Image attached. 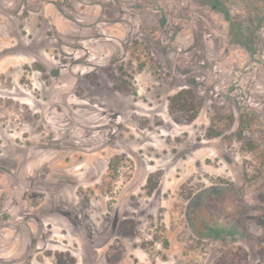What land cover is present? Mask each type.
<instances>
[{"label":"rangeland","instance_id":"rangeland-1","mask_svg":"<svg viewBox=\"0 0 264 264\" xmlns=\"http://www.w3.org/2000/svg\"><path fill=\"white\" fill-rule=\"evenodd\" d=\"M194 7L203 20L189 23L161 8L144 14L131 34L124 32L121 0H0V172L22 163L16 145L58 151L72 118L84 143L66 142L77 155L64 156L62 165L75 159L76 172L103 166L111 177L96 185L100 195L86 186L87 177L80 183L63 173L57 197L46 202L48 186L31 178L20 181L26 190L11 205L0 196L4 219L16 207L17 215L47 230L37 261L169 264L177 261L170 250L191 232L195 246L211 252L210 264H264V35L251 19H233L227 0H195ZM86 8L99 15L85 20ZM20 35L37 41L12 43ZM124 55L129 66L138 62V84L151 79L146 68L164 69L171 78L166 114L135 99L143 87L129 102L127 73L118 62ZM183 90L191 93L190 108L200 102L195 115L179 109L191 113L185 120L171 114V98ZM239 127L248 130L249 143L234 138ZM137 152L153 170L138 191L119 192L117 185L131 179L132 170L121 175L122 169L129 162L139 167ZM53 160H45L47 171Z\"/></svg>","mask_w":264,"mask_h":264},{"label":"clouds","instance_id":"clouds-1","mask_svg":"<svg viewBox=\"0 0 264 264\" xmlns=\"http://www.w3.org/2000/svg\"><path fill=\"white\" fill-rule=\"evenodd\" d=\"M195 0H121V6L124 8V32L135 34L139 29V24L143 18V15L148 12H158L161 8H166L173 14L179 15L183 19H188L191 23L196 19L203 20L204 17L196 11ZM139 5V7H136ZM228 13L233 18H241L246 22L251 19V27L254 28L258 34L264 35V23H260L264 20V0H227ZM99 15V9L94 13L90 12L87 8L85 9L84 19L88 20L89 16ZM190 18V19H189ZM207 27V23L205 24ZM33 41H37V37L33 35L32 39L28 36L20 35L18 41H13L12 43H22L23 45H31ZM7 46V45H5ZM264 60V57H261ZM128 57L123 56L122 62L124 63L125 72L127 73L126 79H128V100L131 103L133 94L136 93L139 88L143 87V92L135 99L147 100L149 104L152 105L154 113L155 112H165L169 106V88L171 85V78L165 74L164 69H154L146 68L145 71L151 77L147 83L141 85L137 82V77L141 75L139 68L137 67L138 62H133L130 66L127 63ZM119 75V73H117ZM123 97L119 95L114 96L115 100H120ZM143 107V105H141ZM70 109L66 108L63 113L64 117H67V113ZM82 114V113H81ZM166 114V112H165ZM172 116L178 119L185 120L191 113H186L182 110L176 109L175 107L171 110ZM72 118L67 119V128L62 127L61 136L67 131L69 134L63 136L60 141V148L58 151H50L47 154L43 152H37L35 145H33V150L28 152L23 144L16 145L18 149L23 150L22 154L17 157L22 163L18 165L17 168H10L6 172H0V196L6 198V207L11 205L13 198L19 199V193L26 190L23 184L20 183L21 180H27L31 178L29 183H35L37 185H47L48 192L46 193L43 202H46L49 197L56 198L57 191L55 188L56 180L60 178L63 173H72L73 175L69 179L79 178L80 183H85V177H87V185L92 188V191L96 195H100V191L97 189L96 185L101 184V182H109L111 177L107 175V169L97 168L96 166L85 165L82 172L75 171V159L70 165H62L63 157L67 155H72L73 158L77 155L75 151H69L66 142L79 143L81 146L84 143L83 136L75 131V126L71 123ZM80 124L84 121L80 120ZM168 124L171 123L169 119ZM22 131H29L27 127H24ZM14 135H20L19 132H15ZM46 132L40 134L41 137L46 136ZM79 136L80 139L77 141L76 137ZM35 140L36 138L33 137ZM91 139V137L89 138ZM42 143L48 144L49 141H41ZM147 149V145H144ZM123 151V149H119ZM5 153H0L4 155ZM39 157H43L40 159ZM52 157H56V160L52 161L49 167H52V171H47L43 165L45 160H52ZM137 162H139V167H135L132 162L128 163L126 169H122L121 175L125 171H131V179H127L125 183L123 180L120 182L123 184V188L119 189V192H131L133 189L139 190V186L143 185L145 177L148 171L153 169H145L144 165L147 164L149 157H141L140 153H136ZM26 165V166H25ZM159 166V164H157ZM80 184H77L79 187ZM131 186V187H130ZM36 191H43L41 187H36ZM119 192L116 199H119ZM72 196L75 198V203H79L81 197H75V189L72 191ZM106 198L101 197V202ZM24 203L21 202V207ZM11 216L9 219H4V212L0 211V264H44V261H37L36 256H42L43 248L46 246L44 241L40 240V236L46 229L40 228L35 220L29 219L24 220L23 216L17 215L19 208L12 207L7 209ZM34 211V210H33ZM24 215H27L25 213ZM94 219V218H93ZM97 227L99 223L97 222ZM191 236V239L189 237ZM35 238L39 241L38 244H33L32 240ZM198 239L193 233L188 232L184 234L183 242L172 251V254L176 255L179 264H210L209 257L211 252L209 249L204 248L201 244L200 248L195 246V241ZM74 238H69V243H73ZM85 247H87V242H84ZM61 247H66V245L61 244ZM158 247V246H157ZM40 248L41 251H37ZM204 250L201 251L200 249ZM163 251V250H161ZM177 261L169 260V264H177Z\"/></svg>","mask_w":264,"mask_h":264},{"label":"trees","instance_id":"trees-1","mask_svg":"<svg viewBox=\"0 0 264 264\" xmlns=\"http://www.w3.org/2000/svg\"><path fill=\"white\" fill-rule=\"evenodd\" d=\"M191 93L188 91H180L178 94H176V96L171 98V107H175L176 109H183V110H188L190 111L191 109L194 111L195 115L197 113V110L194 109L195 105H200V102H198V100H195V104L194 106H192L193 108H190L191 105L188 103V96ZM190 105V106H189ZM190 108V109H189ZM188 119V118H187ZM214 133V132H213ZM213 133H207L208 137L214 136ZM233 136L236 140H246V143H249L250 140L249 139V133L248 130L244 127H239L234 133ZM250 148H255V144H249ZM109 168L114 167V163L109 162L108 164ZM155 188V185H149V191H151L152 189Z\"/></svg>","mask_w":264,"mask_h":264}]
</instances>
